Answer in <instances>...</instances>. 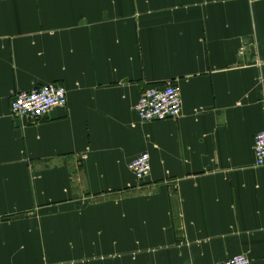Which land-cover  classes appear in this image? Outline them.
I'll return each mask as SVG.
<instances>
[{
	"label": "crops",
	"instance_id": "obj_1",
	"mask_svg": "<svg viewBox=\"0 0 264 264\" xmlns=\"http://www.w3.org/2000/svg\"><path fill=\"white\" fill-rule=\"evenodd\" d=\"M168 85L181 117L141 122ZM262 132L264 0H0V264H264Z\"/></svg>",
	"mask_w": 264,
	"mask_h": 264
},
{
	"label": "built area",
	"instance_id": "obj_2",
	"mask_svg": "<svg viewBox=\"0 0 264 264\" xmlns=\"http://www.w3.org/2000/svg\"><path fill=\"white\" fill-rule=\"evenodd\" d=\"M68 94L64 86L51 84L37 87L28 92H16L11 99V114L14 118L40 122L53 110L67 106ZM180 90L173 85L156 86L146 89L135 107L138 119L144 123L176 120L182 114ZM257 167H264V132L254 140ZM130 170L140 181L147 179L151 172L150 156L145 153L137 157ZM222 264H252L246 255H239Z\"/></svg>",
	"mask_w": 264,
	"mask_h": 264
}]
</instances>
